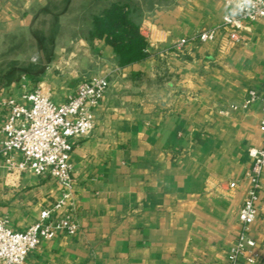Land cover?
Wrapping results in <instances>:
<instances>
[{"label":"crops","instance_id":"1","mask_svg":"<svg viewBox=\"0 0 264 264\" xmlns=\"http://www.w3.org/2000/svg\"><path fill=\"white\" fill-rule=\"evenodd\" d=\"M112 1L0 0V70L17 63L6 53L19 39L51 47L0 86V102L19 98L23 82L61 104L81 81H109L93 131L74 141L73 186L56 213L71 211L77 231L41 241L23 264H226L250 187L248 152L262 142L260 101L242 105L250 90L264 97V16L233 47L218 35L178 51V40L231 13L224 1L137 0L149 56L120 67L109 45L82 34ZM6 116L0 105V127ZM4 140L0 132V150ZM4 164L0 154V218L24 231L61 192L48 176ZM257 211L241 264H264V171Z\"/></svg>","mask_w":264,"mask_h":264},{"label":"built area","instance_id":"2","mask_svg":"<svg viewBox=\"0 0 264 264\" xmlns=\"http://www.w3.org/2000/svg\"><path fill=\"white\" fill-rule=\"evenodd\" d=\"M231 13L226 14L215 27L181 38L175 49L216 41L218 35L227 39L228 47L239 44L248 24L264 16V0H223ZM19 98L9 96L0 102L7 111L0 132L5 140L0 154L8 173L19 175L30 172L38 177L48 176L57 184L61 199L50 208L43 209L38 219L24 231H13L0 218V264H23L41 241L53 239L57 233L74 235L76 223L71 211L56 213L65 206L73 186L70 154L74 141L89 135L94 129L93 110L102 101L109 88L106 77H91L77 84L61 104L54 103L41 89L29 91L27 83L21 85ZM260 101L262 117L259 131L261 146L248 152L252 166L247 174L250 187L246 192L237 219L241 231L227 252L226 264H241L246 253L255 247L249 227L257 218V200L260 178L264 171V97L250 90L242 108ZM17 157V158H16ZM234 182L229 188H235Z\"/></svg>","mask_w":264,"mask_h":264},{"label":"trees","instance_id":"3","mask_svg":"<svg viewBox=\"0 0 264 264\" xmlns=\"http://www.w3.org/2000/svg\"><path fill=\"white\" fill-rule=\"evenodd\" d=\"M141 15L137 0H113L94 15L91 29L83 30L82 34L87 35L86 40H103L112 48L117 64L120 67L128 66L149 56V45L140 33ZM38 46L46 54V46ZM15 66V63H11L0 70V86L23 74H17Z\"/></svg>","mask_w":264,"mask_h":264},{"label":"rangeland","instance_id":"4","mask_svg":"<svg viewBox=\"0 0 264 264\" xmlns=\"http://www.w3.org/2000/svg\"><path fill=\"white\" fill-rule=\"evenodd\" d=\"M20 40V41H19ZM18 40V45H16L13 49L9 48V52L6 53V57L8 59H16V66L15 68L17 69V74L20 72H23L26 64V60L31 56V58L35 57L36 54L39 55L40 53V48L38 45H25L24 41L19 39ZM46 49V55L48 54L49 56L51 53L49 52L51 47H44ZM3 64V63H1Z\"/></svg>","mask_w":264,"mask_h":264}]
</instances>
